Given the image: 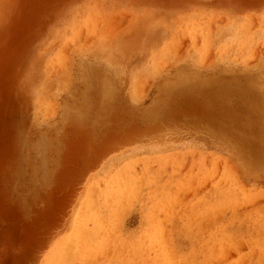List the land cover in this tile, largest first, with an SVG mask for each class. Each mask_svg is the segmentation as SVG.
<instances>
[{"label":"rangeland","instance_id":"1","mask_svg":"<svg viewBox=\"0 0 264 264\" xmlns=\"http://www.w3.org/2000/svg\"><path fill=\"white\" fill-rule=\"evenodd\" d=\"M0 264H264V0H0Z\"/></svg>","mask_w":264,"mask_h":264}]
</instances>
